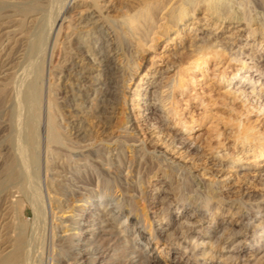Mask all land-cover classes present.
Returning <instances> with one entry per match:
<instances>
[{
  "label": "rangeland",
  "instance_id": "obj_1",
  "mask_svg": "<svg viewBox=\"0 0 264 264\" xmlns=\"http://www.w3.org/2000/svg\"><path fill=\"white\" fill-rule=\"evenodd\" d=\"M77 1L69 0L68 5H74ZM177 1L168 0V2H171V4L168 3L163 11L159 13L161 17L158 16V21L160 22L158 23L157 21L158 24L156 23V26H158V28H156L155 26V34L153 33V37L152 34L150 36V38H154L153 42L150 39V41H147L146 44H148V47L145 45L144 50L142 51L143 55L142 59L140 60V67L137 70V73H135V76L132 77L131 81H126L127 83L125 87V95L127 103L125 105V115L128 116L127 118L129 123H127L124 128H120L118 117H114L113 122L108 129V131L110 130L109 132H111L110 136L113 137L115 141H113L110 145L112 153H109V158H112L109 159V165L107 164V167L106 165L104 166V172L108 175V177L110 176L109 179L112 182V184L111 182H109L108 185L112 188L110 190L111 193L108 191L106 197L110 198V200L115 203L120 196V201L122 197V195L120 194V186H127L125 188H127V191L131 193V197L133 196L132 198L135 205H137L136 207L139 208L140 211L143 208V211L145 210V217H141L140 231L142 232V234H138L139 228L136 226L135 220L133 221V219L136 218V214L133 212L132 214L130 213L128 217H126L129 211L125 210L116 219H114L113 222L116 229H124V231L120 234L121 239L119 241L110 238L102 239L103 231L101 230L103 229L100 228L96 231L97 234L95 235V237L88 232H84L82 233V235L75 238V236L73 235L77 233L79 234V232L83 230V227L85 226L84 224H87L86 220H89V215L93 210V205L91 203L95 199V197H91L88 199L89 202L86 203L84 202V200H80L81 197H85V194H89L86 190L83 191L84 189H80V186H83L84 184L86 186L89 185L87 187L84 185V187L88 188V190H90V194H94V196H96L97 198L101 189L100 176L98 175L97 170H88L87 173L84 172L79 174L78 170L75 171V167L72 166V168L70 167L66 171L62 172V176H60V178H57L51 171H49L48 173L46 172L47 162L49 166V164H54L56 160L50 155V153L48 154V152L44 150V147H42L39 157V179L40 188L42 190V193L44 194L46 201L47 225L44 231V233L46 234L44 239L45 248H43L44 253L42 256L43 261L41 262V264H51L54 256V259L56 257H63V255L65 256L68 242L65 243V241L62 238H59L58 235L74 237L77 243H81L83 241V236L86 238L88 237L94 243L102 240L104 244H107V247L104 251L98 254L100 255L98 257V264H114L115 261L113 256L116 255L119 251L123 252V254L120 253L121 258H125L123 255L129 253L131 251V248L133 247V244L135 243L136 248L143 251L144 255L148 258H151L155 262V264H222L219 253H217L215 257H212L209 254H202L204 256L203 257L200 250H198V254L195 258L191 259L189 257L191 256L192 252H190L186 257L180 256L185 248V242H183L182 245L179 246L175 241H171L168 238L167 234L174 232L175 228L171 227V223L167 224V218L164 217L163 207L165 205V200L172 201V210L170 213V218L172 220H178L181 218V221H183L189 215L198 216L199 214H201L200 216H198L200 220L199 224L196 225V228L194 230V236L199 234L200 237L202 233L197 232H201L203 228H207V232H210L215 227L219 228V224L222 222L223 224L225 222H232L234 229L240 231L236 238L244 239V242L240 246H238L237 251L240 259H238L236 263H251L256 260H258V263L260 264L264 263V249H262L264 248V236L259 238V241L261 243H257L252 238L255 227L260 224V222L264 223V201L262 202V200H264V108L258 109L256 101L252 97V95L246 96L244 93L241 94L239 91H236L232 88L233 85L229 84L231 77L239 70L240 67L239 62L234 58L236 45H238L239 43L248 42V46H251L252 48L257 50L256 52L258 55L256 54V56L252 60L248 58L247 61H253L256 65L259 66L260 64L262 65L264 63V7L259 2H257V0H252L251 2L250 0H243L247 2H243V4H246V7L245 5L241 4V0H233L231 2L232 6L234 7L231 8V15L232 17H236L234 19L226 18L222 20V18L225 16H221L222 18L220 17L221 19L219 18L218 20L216 14H210V12H208L207 10L205 11V8L201 6L198 7V9L195 11L193 18L191 17L186 21L179 22L178 25L172 27V30H169L166 35L164 34L166 32V29L164 28H166L167 26V18L165 17V14L170 7L177 5L175 4L178 3ZM229 1L227 0L226 3H228ZM237 1L238 3L241 2L239 5L240 9L241 6L243 8L250 7V11L249 9H246V14H248V12L252 16H255L257 14L255 20L248 22L243 18L241 13H238L241 12L243 8L239 10V6L236 4L234 5V3H237ZM164 2H167V0ZM231 2L228 4L231 5ZM103 3H105V1L102 2V4ZM106 3H110L112 7L114 6V8L109 12L110 15H112L111 17H113V19L116 18V23L121 27L123 22L121 15L123 13V10H125V4L138 5L141 3V0H106ZM172 3H174V5ZM116 8L121 9L122 12L120 13L121 10L119 11L118 9L116 11ZM74 10L76 11V7L74 8ZM113 10L116 14L112 13ZM105 14L109 13L105 12ZM40 15L41 14L37 13L28 15L24 23L28 24L29 22V24H24L22 29L27 30V27L33 24V20H35L37 16L40 17ZM118 16L120 17L117 18ZM120 19H122V21H120ZM1 22L2 20H0V23ZM66 23L67 22H65V24ZM12 27L16 30L15 26ZM12 27L8 28V30H11ZM252 27L256 30V33L250 32V28ZM63 31H61V34L59 36V39L61 40L59 41L61 42V44L54 48L52 57L50 58L49 56L46 62L47 82L50 79V71L53 73L56 72L59 63H61L63 60L62 56L64 55V51L62 49V43L65 41V38L63 37H66V34L70 32V30L65 27ZM128 34H130V37ZM123 35V38L126 37L124 39L126 45L129 44V50L128 46H126L127 48L125 47L126 61L124 60V64L128 66L129 63H131L132 65L133 59L136 60V56L138 58L139 55H137L138 53L134 55L136 52L133 46L135 47V45L132 46V44H136L134 43L136 37H132L131 33H127L128 36H126V34L124 33ZM20 36L21 35H19L18 37L16 36V38L20 39ZM157 36L160 37L159 40L156 38ZM204 36L210 37V40L216 42L215 44H218L220 38L221 44H223H219L218 47H213L214 51L213 49L211 51H209V49H206V52L209 51L207 54L205 53L204 49L202 51L201 49H198V47L201 46L203 39L205 38ZM211 37L213 39H211ZM7 43L8 40H5L3 44L7 45ZM216 50L217 53H215ZM129 51L131 54L133 53V56H135L131 60L132 62L128 61L129 58L132 57L130 53V55L127 54V52ZM248 51L252 52L253 50ZM203 52L206 54V56L202 54ZM16 56H19V60H21V54H17L15 55V57ZM204 57H206V59ZM136 62H138V59ZM133 67L134 66L132 65V68ZM125 71L127 72V70ZM250 73H252L255 78L258 77L256 72L254 71V68L250 71ZM158 77H165L164 79L172 77V84L174 85L175 83L174 87L173 85L172 87H170V90H168L167 88L162 89L163 91H169V93L172 94H170V101H167L168 106L166 107L172 108V110L169 108L171 111V114H169L168 116L169 126L164 128L157 126L158 123L155 115L152 114L151 116L149 111L145 109L146 104L148 103V93H146V90L152 83L153 79ZM261 81L264 82V77H261L259 83H256L258 90L262 87V85H260ZM9 105L10 104L8 102L0 116V164L3 163L4 158L12 150V148H10L12 146L8 142L10 140V137L8 138V136L12 135V130H8L11 128L9 126L10 124L8 123V119L10 117L9 111L12 110L11 106ZM66 113V116L71 118L72 113ZM24 117L25 116L23 113V122L25 120ZM248 127L251 131L254 132L255 138H252V144L251 142H248L245 145H243L242 143L240 144L235 135H241ZM18 129L16 128L13 136L15 137L14 143L16 145V151V147H18L17 145H23L22 150L18 152V155L20 156V154L23 155L24 153H26V151L30 149L31 145L29 147L28 142L25 140L27 129L24 127V124H21L20 128ZM25 131V135L24 133L22 134V132ZM122 133H126L125 139L121 138L123 136ZM120 134H122L121 137H119ZM22 136L26 142L22 139ZM128 136L130 137V140H127ZM179 136H182L185 139L184 145H180L178 143V138H180ZM19 139L22 140V143ZM131 140H133V142H131ZM120 144H122L123 146L121 147ZM94 146L95 145H93L92 147ZM254 146L256 149L251 150V148ZM139 149H141V151H139ZM146 150L149 155L146 153L145 157L140 159L141 156H139V154L142 151H144L145 153ZM118 151L122 153V164L120 166H117L116 164H118V162L114 161V159L116 158L115 153H117ZM259 152L262 154L261 156ZM74 153L75 154H73V158H76L79 152L75 151ZM223 154L225 155V158H223ZM238 156H243L240 162L241 164L235 166V164L231 163L230 159H236V157ZM160 158L164 161L161 162V160H159ZM92 160H97V158H92ZM98 160H100V158H98ZM167 164H170L171 166L169 167ZM162 166H165L166 169ZM166 166L170 168V172L172 171L171 173H168V175H172H166L168 170ZM176 167H178V171L176 170L175 173L174 170L177 169ZM134 170L136 171L134 172ZM67 171L71 174H68ZM73 174L76 176H74ZM114 174H116V176ZM184 174L190 175L193 183H195V187H193L194 189L186 188V183H184L186 182V180H184L182 177ZM51 175L54 177H52ZM74 177H76V179L77 177H79L77 179L79 183ZM121 178L122 183L119 180ZM58 179H63L65 183L64 188H66L65 190L59 188L56 185L59 182ZM66 180H68L70 184ZM84 180L86 181V183ZM123 182H125V184ZM171 183L173 184L171 185ZM198 183L200 184L199 186L196 185ZM135 184H140L138 187L140 191L131 189ZM177 184H179L180 186L185 185V188L183 187L184 189L182 190V193L184 192L182 196L177 193V189L179 187ZM207 184H209V186H212L213 190L215 189L214 191H211V193L214 192L213 194L208 193V195L210 194L217 198L212 200V202L205 208L204 198H198V193L196 192H198L199 190L203 191V187L201 186ZM69 185L71 186L69 187ZM8 187H6V190H4L2 194H0V249L4 248L7 239L13 238L15 234V232L13 231V229L16 227L15 224L24 223L26 225L25 232L27 238H30L29 240H32L33 242L35 241L33 245L27 247L30 248L32 254L34 253L33 246H35V244L38 242L36 241V239L39 240V237H36L35 233L33 232V207L29 203L28 199L23 196V193V195L21 193H15V191L17 190L15 189L16 187ZM75 188L78 190H76ZM9 191L11 192V194ZM72 191L74 192V194H72ZM12 193L14 195H12ZM69 193H71L72 195ZM79 194L82 196H80ZM10 195H12V197ZM15 198L23 199V204H19L16 210H13L11 204L9 203V200ZM218 198H221V200H219V203L217 200ZM75 219H77V222L81 223L79 227L77 223H75ZM247 220L248 222H246ZM150 222L152 223L151 230L149 227ZM246 223L247 225H245ZM137 229L138 231L136 232ZM226 235L227 233H225V236ZM226 240L227 242L223 243ZM147 242L150 243L148 244ZM229 242V239L220 241L219 248L225 245V250ZM7 244L8 243H6V246ZM207 245L208 246L206 250L211 247L209 243ZM31 247H33V249ZM115 247H118V249L120 250H113L116 249ZM76 250L78 249H72L71 254ZM69 257L70 258H66L65 260L67 264H72L74 262V260L72 259L73 257L72 255H70ZM124 261L125 259H123V262ZM53 262H55V260Z\"/></svg>",
  "mask_w": 264,
  "mask_h": 264
},
{
  "label": "bare ground",
  "instance_id": "obj_2",
  "mask_svg": "<svg viewBox=\"0 0 264 264\" xmlns=\"http://www.w3.org/2000/svg\"><path fill=\"white\" fill-rule=\"evenodd\" d=\"M68 1L69 0H0V20H2V22L0 23V116L8 102L10 104L9 106H11L12 109H10L11 111H9V122L7 121L10 124L8 125L11 127L8 130H12V135L8 136V138L10 137V140H7L11 144L12 147L10 148H12V150L10 152L8 151L9 153L7 152L8 155L6 154L7 156L4 158L3 163L0 164V194H2V192L6 190L5 188L8 186L16 187L15 189L17 190L15 191V193L17 192L24 194L22 195L28 199L29 203L33 207V232L35 233L36 237H39V240L36 239V241L38 242L35 244V246H33L34 253L31 254L32 251H30V248L27 247L33 245L35 241L33 242L32 240H29L30 238H27L25 232L26 225L24 223H16V227L13 229V231L15 232L13 238L7 239V246L5 243V246L3 245L4 248L0 249V264H41V262L43 261L42 256L44 253L43 248H45L44 239L46 234L44 233V231L47 225V207L44 194L42 193V190L40 188L39 179V157L42 147H44V150L48 152V154L50 153V155L55 158L57 162H55L54 164H52V162V165L49 164V166L47 162L46 172L48 173L49 171H51L57 178H60V176H62V172L66 171L70 167L72 168V166L75 167V171L78 170L79 174L84 172L87 173L88 170H97L98 175L100 176L101 189L97 198L96 196H94V194H90V190L86 188L89 185L86 186L84 184L86 187H84V185L80 186V189H84L83 191L86 190L87 193H89L87 195L85 194V197H81L80 200H84V202L86 203L89 202L88 199L91 197H95V199L91 203L93 205V210L92 213L89 215V220H86L87 224H84L85 226L83 227V230L79 232V234L77 233L73 235L75 236V238L79 237L84 232H88L89 234H92L95 237V235L97 234L96 231L100 228L103 229L101 230L103 231L102 239L110 238L119 241L121 239L120 234L124 231V229H116L113 222L114 219H116L125 210L129 211L126 217H128L129 214H132L133 212L136 214V218L133 219V221L135 220L136 226L139 228L138 234H142V232L140 231L141 217L145 215V210L143 211V208L140 211V209L136 207L137 205H135L134 203V200L132 198L133 196L131 197V193H129V191H127V188H125L127 186H120V194L122 195L120 201V196L115 203L110 200V198L106 197L108 191L110 192L112 188L108 186L109 182L111 181L109 179L110 176L108 177V175L104 172V166L106 165L107 167V164L109 165V159L112 158H109V153H112L110 145L113 141H115V139L110 136L111 132H109L110 130L108 131V129L111 123L113 122L114 117H118L120 128H124V126L129 123L127 118L128 116L125 115V105L127 103L125 95V87L127 83L126 81H131L132 77L135 76V73H137V70L140 67V60L142 59L143 55L142 51L144 50L145 45H148L146 44L147 41L150 39L153 42L154 38L152 39L150 38V36L152 34L153 37L156 23L159 20L158 16H160L159 13L163 11V9L167 6L168 3L171 4V2H168V0L167 2H164L166 0H141V3L138 5L125 4V10H123L122 15L120 14L123 19L122 26L120 27L115 21L116 18L113 19V17H111L112 15H110L109 12L111 9L114 8V6L112 7L110 3L107 4L106 0H76V6L74 4L71 5L72 7L68 5ZM104 1L105 3L102 4V2ZM231 1L233 0H230L228 3H230ZM241 1L242 3H240L242 5H245L246 7V4H243V2H247L243 0ZM251 1L252 0H250V2ZM177 2L178 3L174 2L175 4H177L175 6H173L174 3H172L173 7H170L168 11H166V16L164 15L167 18V26L165 25L166 28H164L166 29V32L164 33L166 35L168 31L172 30V27L177 26L179 22L186 21L191 17L193 18L195 11L198 9V7L201 6L205 8V11L207 10L208 12H210V14H216L218 20L221 16H225L223 18L221 17L222 20L226 18L234 19L236 17L234 15V17H232L231 8L234 6H232V2L231 5L226 3L227 0H179ZM257 2H259L264 7V0H257ZM237 3H234V5L236 4L239 6L240 3ZM75 7L76 11L74 10ZM242 8L243 7L241 6V9ZM117 9L119 11L121 10L119 8H116L115 10L117 11ZM241 9L239 6V10ZM246 9H249L250 11V7H248L243 8L241 12H238L239 10L237 12L239 14L241 13L243 18L248 22L255 20L257 14L255 16L250 15L249 12L248 14H246ZM105 12L109 14H105ZM121 12L122 10L120 11V13ZM34 13L41 15L40 17L37 16L38 18L36 17L35 20H33L32 25L30 23L31 26L27 27V30L22 29L23 25L26 24L24 22L26 21L27 16ZM112 13L114 14L115 11L113 10ZM119 17L120 16H118L117 18ZM122 19H120V21H122ZM65 22H67V25L65 24ZM159 22L160 21H158V23ZM12 26H15L16 30L13 29ZM10 27H12L11 30H8V28ZM65 27L69 29L70 32L66 34V37H63L65 38V41L62 43V49L64 51V55L62 56L63 60L61 63H59L56 72H54L55 74L50 71V79L47 82L46 62L49 56L50 58L52 57L54 48L61 44L59 36L61 34V31H63ZM156 28H158V26H156ZM250 32L256 33V30L252 27L250 28ZM123 33L126 34V36L129 35V37L130 34L127 35V33H131L132 37H136L134 42L136 44H131L132 46L135 45V47L133 46L136 52H134V55L138 53V58L136 56V60L133 59L135 57L133 56V53L131 54L130 51L127 52V54L130 53L132 55V57L129 58V54V60H127L129 62H132L131 60L133 59V68L131 63H129L128 66L124 64V60L126 61V46H128L129 44L126 45V42L124 41L126 37L123 38ZM19 35H21L20 39L16 38V36L18 37ZM207 37L203 39V44L200 41L201 46H199L198 49H201V51L204 49L205 53L208 54V52L211 51L213 47H218V45L221 44V41L219 38V42L217 41L218 44H215V41L213 42V40H210V37ZM156 38L159 40L160 37L157 36ZM211 39L213 38L211 37ZM5 40H8L7 45L3 44ZM206 49H209V51L206 52ZM248 50L253 51L250 52ZM254 50V48L248 46V42H241L236 45L234 58L236 61L239 62L240 67L239 70L231 77L229 84L233 85L232 88L236 91H239L241 94L244 93L246 96L252 95V97L256 101L258 109H260L264 108V82H260V85H262V87L259 90L257 89L256 83H259L261 77H264V63L262 65L260 64L259 66L256 65L253 61H247L248 58L252 60L256 56L257 50ZM205 53L203 52L202 54L206 56ZM215 53H217V50ZM17 54H21V60H19V56L15 57V55ZM204 58L206 59V57ZM137 59L138 62H136ZM253 68L256 74L258 75L257 78L253 76V72L250 73ZM125 70H127V72ZM172 77L166 79H164L165 77L155 78L153 79L149 87H146V93H148V103L146 104L145 109L149 111L151 116L152 114L155 115L158 123L157 126L163 128L169 126L168 116L169 114H171L170 109L172 110V108L170 107V109L166 108L168 106L167 101L170 99L169 97L171 94L168 90H170V87H172L173 85L172 81L174 77ZM164 88H167L168 90L166 91L168 92L163 91L162 89ZM66 112L72 113V116L70 115L71 118L66 116ZM23 113L25 116L24 122L22 120ZM21 124H24V127L27 129V134L25 135L26 131L22 132V134L24 133L25 140L28 142L29 147L30 145L31 147L29 150L26 149L27 151L25 150L26 153H24L23 155L19 153L21 156L20 157L18 155V152L22 150L23 145H17V151L15 150L16 145L14 143L15 137L13 136V134L16 131V128H20ZM252 132L253 131H251L248 127L241 135L237 133L238 135H235V137L238 142H240V144L242 143L243 145H245L248 142H251L252 138H255L254 132ZM122 134L123 136L121 137ZM122 134H120L119 137L125 139V134ZM23 136L22 139L24 140ZM181 137L178 138V143L180 145H184L185 139ZM128 138L127 140H130L129 136ZM131 142H133V140H131ZM93 145L95 146L92 147ZM120 145L121 147L123 146L122 144ZM252 149H256L255 146L252 147L251 150ZM75 151H78L79 154L76 158L74 157V159L73 154H75ZM139 151H141V149H139ZM118 152H114L116 156L114 161L118 162V164H116L117 166H120L122 164V153ZM146 153L147 150L145 153L144 151H142L139 154V156H141L140 159L145 157ZM261 155L262 154L260 153V156ZM242 157L238 156L236 157V159H230L231 163L235 164V166H238L239 164H241L240 162L242 160ZM92 158H97V160H92ZM98 158H100V160H98ZM223 158H225V155L223 156ZM159 160H161V158ZM162 161L164 160L162 159L161 162ZM168 166L170 167L171 165L169 164ZM163 168H165V166ZM176 168L177 169L175 170L172 169L175 171V173L176 170L178 171V167ZM135 171L136 170H134V172ZM171 172L170 168H168L167 173H165L166 175H168V173ZM185 174L182 177L184 180H186V182H184L186 183V188L192 189L193 187H195V183H193V180L190 178V175ZM114 175L116 176V174ZM74 178L76 179V177ZM78 178L79 177H77V179ZM63 179H58L59 182L56 185L59 188L65 190L66 188H64L65 183ZM119 180L121 182L122 178ZM77 182L79 183L78 180ZM123 183L125 184V182ZM172 184L173 183H171V185ZM139 185L140 184H135L131 189L135 191L139 190ZM177 185L179 186L177 189V193L182 196L184 193H182V190L185 188V185ZM196 185L199 186L200 184L198 183ZM70 186L71 185H69V187ZM201 187H203V191L199 190L198 192H196L198 193V195H196L198 196V198H204V204L206 208V206H208L212 202V200L216 199L217 197L212 196L210 194L208 195V193H211V191L213 190L212 186H209V184L202 185ZM72 194H74V192ZM12 195L14 194L12 193ZM12 195L10 196L12 197ZM217 200L219 203V200H221V198H218ZM263 201L264 200H262V202ZM9 203L11 204L13 210H16L19 204H23V199H10ZM163 210L164 217L167 218V224L171 223V227L175 228L174 232L167 234L169 240L175 241L179 246L182 245L183 242H185V248L180 256L186 257L190 252H192L191 256H189L192 259L196 257V255L198 254V250H200L201 255L209 254L212 257H215L217 253H219V257L221 258L222 264H239L236 263L237 260L240 259L238 256L237 249L238 246H240L244 242V239L236 238L240 231L234 229L232 222H225L224 224L222 222L219 224V228L215 227L210 232H207V228H203L201 232H197L202 233V235L199 237V234L194 236V230L196 228V225L199 224L200 218H198V216H200L201 214H199L198 216L189 215L183 221H181V218L178 220H172L170 218V213L172 210V201L168 200H165ZM246 222H248V220ZM75 223H77L78 227L81 224L80 222H77V219H75ZM245 225H247V223ZM149 227L151 230V222L149 223ZM137 231L138 229L136 230V232ZM225 233H227L226 236ZM253 233L254 234L252 238L257 243H261L259 241V238L264 236V223L260 222V224L255 227ZM58 236L59 238H62L65 243L68 242L67 251L65 253V256L63 255V257L60 255L61 257H56L54 259V256L51 261V264H67L65 259L70 258V255H72V259L74 260L72 264H98V257L100 256L98 254L104 251L107 247V244H104L102 240H96L97 243H94L88 237L86 238L83 236V241L81 243H77L74 237H66L63 235ZM224 239L230 240L225 250V245L219 248L220 241ZM226 242L227 240L223 243ZM147 243L149 244L150 242ZM208 243L211 245V247L206 250ZM135 244H133V247L131 248V251L129 253L123 255L125 257L123 258L125 259L124 262L120 256V253L123 254V252L119 251L116 255H114V264H155V262L151 258H148L144 255L143 251L137 249ZM33 247L31 248L33 249ZM212 247L215 249H213ZM72 249L78 250L74 251L71 254ZM113 250L116 251L120 249H118L117 247ZM54 260L55 262H53ZM258 262L259 261L256 260L251 263L249 262L242 264H260Z\"/></svg>",
  "mask_w": 264,
  "mask_h": 264
}]
</instances>
